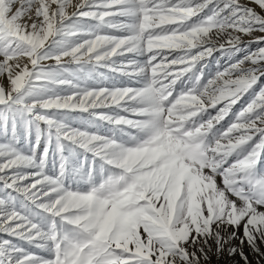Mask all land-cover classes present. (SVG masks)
Wrapping results in <instances>:
<instances>
[{"label":"snow or ice","instance_id":"snow-or-ice-1","mask_svg":"<svg viewBox=\"0 0 264 264\" xmlns=\"http://www.w3.org/2000/svg\"><path fill=\"white\" fill-rule=\"evenodd\" d=\"M0 264H264V0H0Z\"/></svg>","mask_w":264,"mask_h":264},{"label":"rangeland","instance_id":"rangeland-1","mask_svg":"<svg viewBox=\"0 0 264 264\" xmlns=\"http://www.w3.org/2000/svg\"><path fill=\"white\" fill-rule=\"evenodd\" d=\"M251 258V257H250Z\"/></svg>","mask_w":264,"mask_h":264}]
</instances>
